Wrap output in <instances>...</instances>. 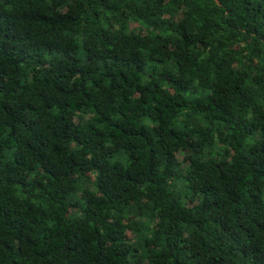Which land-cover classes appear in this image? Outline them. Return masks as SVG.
Segmentation results:
<instances>
[{"label":"trees","instance_id":"16d2710c","mask_svg":"<svg viewBox=\"0 0 264 264\" xmlns=\"http://www.w3.org/2000/svg\"><path fill=\"white\" fill-rule=\"evenodd\" d=\"M0 264H264V0H0Z\"/></svg>","mask_w":264,"mask_h":264},{"label":"water","instance_id":"95a60500","mask_svg":"<svg viewBox=\"0 0 264 264\" xmlns=\"http://www.w3.org/2000/svg\"><path fill=\"white\" fill-rule=\"evenodd\" d=\"M217 3V0H214Z\"/></svg>","mask_w":264,"mask_h":264}]
</instances>
